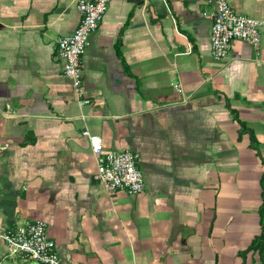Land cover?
<instances>
[{"label": "crops", "instance_id": "crops-1", "mask_svg": "<svg viewBox=\"0 0 264 264\" xmlns=\"http://www.w3.org/2000/svg\"><path fill=\"white\" fill-rule=\"evenodd\" d=\"M229 2L264 21V0ZM76 4L0 0V227L43 220L63 264H241L260 232L264 30L216 61L214 0H111L81 55V105L57 53ZM84 129L137 154L141 193L94 179ZM0 264L41 263L0 246Z\"/></svg>", "mask_w": 264, "mask_h": 264}, {"label": "built area", "instance_id": "built-area-1", "mask_svg": "<svg viewBox=\"0 0 264 264\" xmlns=\"http://www.w3.org/2000/svg\"><path fill=\"white\" fill-rule=\"evenodd\" d=\"M111 0H77L80 20L69 35L57 39L58 56L63 60L64 74L71 80V86L78 103L87 104L83 88L81 55L85 50L89 36L103 19ZM210 54L216 61L227 56L230 44L239 39L257 46L264 30V21L240 14L229 0H214V9L210 13ZM178 90L180 86L174 85ZM82 134L91 144L96 157L94 179L109 192L118 189L129 194H139L144 189V177L137 164V154L129 150H105L98 136L84 129ZM0 239L5 242L11 255H24L41 264H63L56 250L54 240L47 232L46 223L37 219L26 222L15 229L0 227Z\"/></svg>", "mask_w": 264, "mask_h": 264}, {"label": "trees", "instance_id": "trees-1", "mask_svg": "<svg viewBox=\"0 0 264 264\" xmlns=\"http://www.w3.org/2000/svg\"><path fill=\"white\" fill-rule=\"evenodd\" d=\"M234 117H236V115ZM240 125L243 126L242 122H240ZM245 131L247 132L248 130ZM239 134H241V132ZM259 183L261 187V203L258 207L260 232L254 236V238L251 240L250 244L245 250L238 252L239 256L242 258L241 264L245 263L246 255L250 251H257V254L259 255V260L261 262L264 261V169L262 171Z\"/></svg>", "mask_w": 264, "mask_h": 264}, {"label": "rangeland", "instance_id": "rangeland-1", "mask_svg": "<svg viewBox=\"0 0 264 264\" xmlns=\"http://www.w3.org/2000/svg\"><path fill=\"white\" fill-rule=\"evenodd\" d=\"M0 246L2 247V251L6 250V252H8V248H7L6 244L3 242L2 239H0ZM255 253H257V251H255ZM8 257H10V256H8ZM4 258H6V256Z\"/></svg>", "mask_w": 264, "mask_h": 264}]
</instances>
